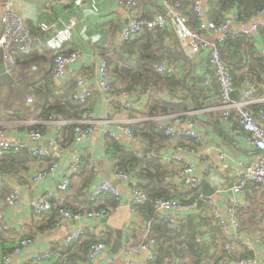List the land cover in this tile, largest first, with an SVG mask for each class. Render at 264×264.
I'll return each instance as SVG.
<instances>
[{"label":"crops","instance_id":"obj_1","mask_svg":"<svg viewBox=\"0 0 264 264\" xmlns=\"http://www.w3.org/2000/svg\"><path fill=\"white\" fill-rule=\"evenodd\" d=\"M133 2V12L144 17H152L161 7V0H131ZM176 1V0H172ZM184 3V10L188 15L189 25L197 26V22L194 18L192 11L190 10L191 0H178ZM217 0H203V5L206 9L207 17L209 20L218 18V12L214 10L215 14H212V9L215 8ZM0 15L3 12V0H0ZM10 3L12 10L17 12L24 21L28 24L30 32L33 34L40 33V24L45 22L48 24H56L61 28L70 19L75 20L73 28L72 40L66 44L65 51L75 50L81 54V58L75 63L66 66L62 76L57 78L52 75L53 57L51 52L45 48V45H41L37 48L35 54V61L28 63V87H26V105H28L29 115L28 120L25 121H11L2 122L0 125L12 128V136L16 140H22L23 134L27 130L33 129V127H40L39 131L43 132L46 137L53 136L55 139V148L52 149L56 152V159L59 162L57 171L50 174L47 178L40 180L28 189L22 190V195L19 203L15 207L3 206L2 210L4 216L10 224L12 234H31L33 233L34 243L26 247L19 259H28L38 256L47 250H52L55 253L54 260H59L61 264L64 260L63 250L67 247L63 242L64 236L77 224V221L66 220L49 230L38 231L36 227L44 222V219L52 215V212L56 214L58 218L59 209H68L72 212H81L85 214L87 211L99 208L112 209V201L109 196L101 195L97 198H92V190L94 185L103 180H110L121 191L123 202L127 198V186L124 181L116 178L113 175V170L116 169V160L112 157L111 152L106 148V138L100 130L103 128L114 129L116 122H122L129 126H133L135 123H139L148 119L142 115L145 109H133L132 111L121 110L117 106H112L110 109L106 108L104 101V93L101 90H96L95 94L88 100L87 107L96 112V127L92 135L81 142H67L65 141V128L68 124V120L62 118H50L48 120H40L37 117V113L33 110V105L36 103L37 88H44L46 84H49L52 93L58 97L62 95L71 96L76 87V77H83L89 85L96 86L97 83V62L94 58L95 49L103 44L108 43L112 46V52L110 53L111 63L117 65H123L126 63L134 62L137 57L135 54L123 53L122 56H118L117 52H114V41L117 35L126 26L128 21V11L124 7L117 5V0H7ZM226 17H232L234 11L237 10L234 5H230L224 9ZM220 11V10H219ZM211 17V18H210ZM256 18V17H255ZM254 18V19H255ZM253 20V19H252ZM178 31L177 29L175 30ZM154 34H157L154 43L152 44V50L158 54L164 52L165 54L176 53L177 50H181L184 54L186 61L181 58L177 61H171L165 59L170 65H176L182 74L188 72V82L191 87V95L194 98L195 103L191 106L189 112L194 121V128L198 132L200 138L198 140H183L185 142L194 143L195 146L203 152L204 160L208 163H218V155L224 153L229 166H236L238 161L248 162L251 158L253 148L248 146L245 142L238 140L235 137V131L238 127L234 126L228 128L224 125L221 119L220 102L218 98V87L215 82L211 85H205L203 83L204 77L211 74L210 68L207 66L206 58L204 54L199 51L196 52L194 47L189 44H183L178 39V35L174 33L170 28L157 29ZM162 35L163 38L158 37ZM1 35V32H0ZM47 33L41 38L43 42ZM140 35V34H139ZM138 35V36H139ZM208 39H213V34L207 33ZM137 36V37H138ZM37 37L38 36H34ZM254 40L264 41L263 30L255 34ZM264 44V42H262ZM248 44L253 45V41ZM10 46L14 51L19 50L17 44L10 43ZM45 48V49H44ZM251 48V47H249ZM247 46L241 49V55L236 52L235 58L237 65L232 66L233 74L235 78V91L232 97H238L242 90V80L244 78L253 77L250 70V65L253 64L252 58L254 52L250 51ZM170 58V57H169ZM187 66H190L188 72H185ZM111 67V66H110ZM22 69L18 68V71L10 75L14 82L7 85H22V80L26 79L25 71L20 74ZM109 78H113V87L115 90H126L124 81H118L116 74L111 70ZM4 83V82H3ZM264 86V85H263ZM262 83L256 90L253 98L252 105L264 104V87ZM1 90L7 92L8 86L0 84ZM138 93L141 102L144 104L150 95L148 92L138 90L130 91ZM164 92L161 96H164ZM33 96L34 101L29 103L28 97ZM251 110L254 114H258L256 107H252ZM165 115L159 113L156 116L160 117ZM77 122V121H76ZM264 123V122H263ZM107 124V127H103ZM28 128V129H27ZM131 148H136L137 152L145 150L149 145H141L130 143L125 140ZM184 143V142H183ZM158 147V146H157ZM171 145L165 140L163 144H160L158 149L153 148L151 152L155 155H159L160 160L165 164L166 168L171 166L177 170V167L169 160L171 154ZM73 153H78L81 157V163L78 172L71 175L70 185L67 191L57 192L51 198V209L46 216H37L32 212L31 201L39 194H45L49 191H55L54 181L58 179L63 173H66V166ZM27 161V160H26ZM47 160L37 157L28 158L26 163V169L19 171L17 174H1L6 178L7 191L11 186L22 185L27 179H31L38 169L45 167ZM198 165V174L201 181L205 180L206 183L214 189V192L209 196V199L215 198L221 202L225 197L229 196L228 188L233 181L232 172L228 169L226 171H202V162L196 163ZM97 168V173L94 168ZM183 191H187V188L182 187ZM244 199L249 204V208L245 212H241V224H242V236L252 242L255 248V256L258 264H264V190L255 191L251 185L248 186ZM209 202L196 213L193 211V218L188 223V228L183 230L179 238H189L193 236L195 242L200 244V249H203L204 254L198 260L206 264L207 262L215 261L218 258L223 245V236L220 229L210 217ZM118 208V207H117ZM116 208V209H117ZM112 209L111 214L116 211ZM154 218H162L161 211H154ZM110 214V215H111ZM152 216L148 215L145 211H140L138 216L130 217L123 226V246L139 243L143 238V228L149 223ZM103 218L93 220L85 217L82 221L84 228L87 232V238H98L105 234L108 237V241H105L107 248L103 250L96 258L97 261H104L108 264H120L122 259H142L138 253H131L120 249V253L113 256H106V252L114 239L113 229L102 221ZM163 221V219H162ZM253 224V226H251ZM151 225V221H150ZM152 229V227H151ZM153 232V230H152ZM154 234V233H153ZM20 235V234H19ZM155 235V234H154ZM175 236V235H173ZM156 237V236H155ZM199 247V246H198ZM241 249H237L235 252L239 254ZM103 254H105L103 256ZM174 253L170 257L166 258L167 264H193L195 259L199 257L197 251H194V258L187 254L183 258L174 257ZM83 253V257H84ZM81 262L71 261V264H89L86 258ZM195 260V261H194ZM19 264V263H18Z\"/></svg>","mask_w":264,"mask_h":264},{"label":"built area","instance_id":"obj_2","mask_svg":"<svg viewBox=\"0 0 264 264\" xmlns=\"http://www.w3.org/2000/svg\"><path fill=\"white\" fill-rule=\"evenodd\" d=\"M2 5L0 46L3 48L5 72L7 74L13 75L18 71L16 55L10 46V43L13 42L19 46V50L23 54L30 53L35 42L43 43L55 55L51 69L55 78L62 76L66 66L75 64L81 58L78 51H65L66 44L72 40L75 25L73 18L61 28H57L54 23H41L40 30L44 34H48L42 42L41 39L32 36L26 22L17 12L12 10L10 3L5 2ZM117 5L126 8L129 17L126 26L114 41V49L130 42L144 31L154 34L157 29L170 28L178 35V39L183 44L192 45L196 52L201 51L204 54L211 74L204 77L203 83L205 85H211L213 82L217 84L221 119L228 128L238 127L234 133L235 137L253 148L251 158L248 162L238 161L237 165L232 167L228 165L226 155L222 152L218 155L219 162L217 164L208 163L204 160L201 150L191 142L183 141L198 140L200 138L194 128V121L189 111L179 114H165L156 119L159 121V128L166 135L167 142L172 147L168 159L177 167L178 177L184 182L185 187L195 188L200 186L198 165H196L198 162H202L203 172L226 171L228 169L232 172L234 179L228 188L229 196L221 202L215 198L208 200L210 217L220 229L224 242L218 264H258L252 242L242 236L240 215L248 206L247 201L244 199L248 186L251 185L259 191L264 190V110H259L258 114H254L251 110L254 94L257 90V83L251 79H243L240 96L232 97L236 89L235 80L228 62L221 54L219 45L225 41L228 35L245 36L247 40L254 41V46L264 65V44L254 40L255 34L264 29V8L258 12L255 19L248 23L237 25L232 17H226L221 23L217 24L208 19L203 0H191L190 10L194 15L197 26H190L188 15L180 1L161 0L160 9L152 17H144L133 12V2L131 0H117ZM208 32L213 34V39H208ZM111 50L112 46L105 42L94 51V58L97 62V83L95 87L89 85L83 77L77 76L75 79L76 87L71 98L83 108L82 115L73 129L75 142L87 140L96 127V112L87 107L88 100L95 94L96 90L99 89L104 93L107 109L117 106L121 110L132 111L135 108L144 109L146 106L147 101L143 104L138 93L114 89L107 67L108 55L113 51ZM153 67L158 72H173L172 65L167 61L153 64ZM145 96L147 98L149 95ZM27 101L32 103L34 101L33 96H29ZM107 126V124H104L103 127ZM100 131L104 136H110L117 140H127L130 143L141 145L147 143L145 139L134 136L131 127L122 122H116L114 129L103 128ZM12 133V128L0 125V156L7 151L19 152L26 149L30 156L46 159L47 164L45 167L38 169L31 176V179H27L22 185L11 186L9 191L6 190V178L0 174V229L4 232L11 229V227L4 216L2 207H15L19 203L22 190H28L32 184L47 178L57 171L59 166L56 152L51 146L46 144L31 145L27 141L14 139ZM23 137L33 142L48 140L50 144H55L53 136L46 137L39 131L27 130ZM80 163V155L73 153L67 163L66 173H63L54 181L56 190L34 197L31 201V209L35 215L41 217L47 215L52 206L51 198L57 192L68 190L71 175L78 172ZM94 170L99 173L96 167ZM113 175L125 182L127 198L124 203L128 206L131 217L138 216L140 207L148 201L146 191L138 186L137 180L129 172L114 169ZM101 195H107L116 202L115 208L112 209H116L123 204L120 189L110 180L103 179L94 185L92 198ZM196 200L197 198L190 203H182L174 198L161 197L153 200V208L154 211L162 212V219L168 226L177 229L182 224L187 223L189 217L192 216ZM112 209H92L85 214L72 212L64 208L59 209L57 224L66 220L77 221V224L63 238L65 246H70L83 236L87 237L89 232L86 231L82 223L85 217L98 220L110 215ZM143 229V239L139 243L122 247L127 252L140 254L142 259L140 261L135 258L122 259L120 264H148L154 259L156 237L152 232L150 221ZM7 233L8 237L17 240V244L11 252L3 256L5 264H29L52 256L51 250H47L30 259L28 257L19 259L23 250L34 243L35 239L22 238L18 234ZM240 247L252 251L254 256L236 257L235 251ZM106 248L107 245L103 240L91 243L85 253L86 261L95 262L97 256ZM96 264L108 263L97 261Z\"/></svg>","mask_w":264,"mask_h":264},{"label":"trees","instance_id":"obj_3","mask_svg":"<svg viewBox=\"0 0 264 264\" xmlns=\"http://www.w3.org/2000/svg\"><path fill=\"white\" fill-rule=\"evenodd\" d=\"M180 2L184 5L182 1ZM230 5H234L237 9L233 14L234 23L241 25L250 22L257 16L258 12L264 8V0H217L215 8L212 9V14H215L214 10H216L218 12V18L214 19L212 16V21L217 24L221 23L226 18V16H224L225 12L222 9ZM26 25L28 26L27 23ZM262 30L264 32V29ZM31 34L33 37L38 36V39L43 38L42 36L44 35L41 30L39 34H33L32 32ZM156 36L157 34H151L147 31H144L130 42L114 49V52H117L119 57L122 56L123 53L135 54L137 59L134 62L123 65H112L110 61L112 56L110 54L108 55L107 64L108 74H110V71L112 70L116 74L118 81H126L125 86H123L124 89L130 91L139 89L143 92H151L146 106L144 107L145 110L142 113V115L148 117V119L130 126L132 134L145 139L147 141L146 145L148 144L149 147H147L145 150H140L137 152V150H135L136 148H131L128 144L124 143V140H117L110 136H105L106 148L109 149L112 157L116 160V164L118 166L116 169L131 173L137 180L138 186L144 189L148 195V201L140 207V211H145L148 213V215L152 216L151 218L149 216L148 217L151 219V227L153 233L156 236V244L154 245L155 256L151 262H148V264H167L166 258L170 257L172 253H174V257L177 256L179 258H183L189 254L192 258H194V251H197L199 257L195 259L196 262L193 264H204L202 262H198L204 252L203 249H200V244L195 242V238H193L194 235L187 239L179 238L183 230L188 228V223L194 217L193 215L189 217L187 223L182 224L177 229L168 226L164 221H162V218L159 219L153 217L155 213L153 208V200L156 198H174L182 203H190L196 198L198 199L201 195L200 186L195 188L186 187L187 191L184 192L182 188L184 187V182L179 179L177 170H175L172 166L170 168H166V165L161 162L159 155H155L153 152H151L153 148L158 149L159 145L163 144V142L166 140V135L159 128V121L156 119V116L159 115V113L179 114L187 112L195 103L194 98L191 95L193 87L189 85L187 80L189 73L188 71L191 68L190 66H187V69L185 70V72H188L186 75L182 74V72L177 69L176 65L172 66L173 72H158L153 67V64L161 63L162 60L166 58L165 55H167V59L170 61L172 59L173 62L181 58L186 61L184 54L179 49L176 53L171 54V52L170 54L165 55L164 52H159L160 54L154 52L152 50V44L154 43L155 38H157ZM158 37L163 38L161 34ZM260 41L261 40H257V42ZM249 42L252 41L247 40L245 36L228 35L225 41L219 45V48L223 58L226 59L230 66L233 77H235L232 66L235 67V65H237V60L235 58L236 52L241 55L242 48L245 46L248 48L251 47L249 49L251 53L252 51L254 52V57L252 58L251 56L252 62L254 63L249 67L250 70H253V77L247 79L255 81L258 87L261 83L263 86V60L259 56L256 47L254 46V41L253 45L248 44ZM262 42L264 41L262 40ZM40 45V42H35V44L32 46L31 52L28 54H23L18 49L17 51L13 50L16 55L18 68L19 70L20 68L22 69L20 74L23 75L25 71L27 78L22 80V85H20L25 87H19L16 84L7 85L8 83H3L0 80V84L2 86H8L7 95L5 94L4 97L0 96V120H3L4 116L7 115L9 116L8 122L28 120V115L30 114V108L28 105H26L28 63L34 62L36 60L35 54L37 48ZM46 49L47 51L49 50L48 48ZM49 51L51 52L54 59L55 55L51 50ZM111 79L113 83V78ZM35 92L38 99L33 105V110L37 113L36 118L40 120H48L50 118H62L68 120V124L65 128V141H74L73 129L76 126V121H78L82 115V106L79 103L73 101L69 95H62L60 97L54 95L52 93L53 91L49 87V84H46L44 88H37ZM163 92L165 94L164 96H161V93ZM252 107H256L258 112L259 110H264V104H255L252 105ZM7 120L8 117L6 121ZM38 129L41 128L33 127L31 130L39 131ZM28 158L32 159V156H30L26 149H23L19 152H5L2 156H0V174H17L19 171L25 170V164L28 163ZM255 191L258 192L259 190L255 189ZM110 199L113 203L112 208H115L116 202L112 198ZM248 208L249 204L246 210ZM100 209L103 208H96V210ZM56 224L57 217L56 214L52 212V215L44 219V222L39 224L36 229L38 231L49 230L54 228ZM6 233L12 234L13 232L11 229L6 232L0 229V264H5L3 261V256L6 253L11 252V250L17 244V240L8 237ZM19 234L22 238L33 239L35 237L33 233ZM108 238L109 236L105 237V234L98 238H95L94 236L90 238L83 236L80 240L73 242L70 246L63 250L62 255H64L65 258L62 260V263L64 262L63 264H71L73 259L75 262H81L85 260L83 253L85 255L86 250L91 243L97 240H103L105 242L108 241ZM240 249V253L235 254L236 257L254 256L252 251L243 247H240ZM54 255L55 253L53 252L50 258L37 260L30 262L29 264H61L59 260H52ZM218 258H216L215 261L207 262L206 264H218Z\"/></svg>","mask_w":264,"mask_h":264},{"label":"water","instance_id":"obj_4","mask_svg":"<svg viewBox=\"0 0 264 264\" xmlns=\"http://www.w3.org/2000/svg\"><path fill=\"white\" fill-rule=\"evenodd\" d=\"M7 0H3L2 4H4ZM59 28V26H57ZM3 48L0 46V80L2 82H6L8 84H12L14 82L13 78L5 72V63H4V54ZM22 141H27L31 145H42L46 144L53 148H55V144H50L48 140L33 142L31 140H26L25 137L22 138ZM201 197H199L196 202L193 211L196 213L200 211L207 203L209 196L214 192V189L210 187L205 180L201 181ZM131 217L128 206L123 202L115 212L111 215H108L102 219V221L109 225L114 231V239L112 244L108 248L106 252V256H113L120 253V249L123 245V226L127 220ZM95 264V262L89 263Z\"/></svg>","mask_w":264,"mask_h":264},{"label":"rangeland","instance_id":"obj_5","mask_svg":"<svg viewBox=\"0 0 264 264\" xmlns=\"http://www.w3.org/2000/svg\"><path fill=\"white\" fill-rule=\"evenodd\" d=\"M5 94L7 95V92H5V90H1L0 96L1 97H4ZM7 117H8V120L6 121ZM0 121H2V122H8L9 121V116L8 115L7 116H4L3 120H0ZM251 226H253V224ZM104 255L105 254H103V256Z\"/></svg>","mask_w":264,"mask_h":264}]
</instances>
